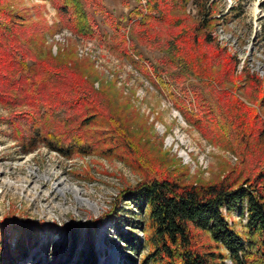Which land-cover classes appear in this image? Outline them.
<instances>
[{"label":"trees","instance_id":"trees-1","mask_svg":"<svg viewBox=\"0 0 264 264\" xmlns=\"http://www.w3.org/2000/svg\"><path fill=\"white\" fill-rule=\"evenodd\" d=\"M61 24L83 39L98 37L97 24L85 12L91 8L116 33L122 54H140L129 46L121 21L102 0H49ZM191 0H138L131 10V38L140 44L163 49L168 57L158 66L135 62L147 77L168 75L180 97L194 99L195 111L170 92L184 119L207 141L233 151L239 165L211 183L183 182L156 164L129 133V128L109 99L82 76L77 68L50 56L36 55L24 43L38 35L45 23L24 22L0 0V105L12 109L3 122L26 149L38 141L66 157L88 155L96 147L122 152L142 178L122 189L117 200L128 201L146 215V224L128 221L129 231L118 237L129 255L147 247L142 264H264V87L244 69L235 77V60L217 48L211 38L214 6L197 0V17L186 12ZM204 2V3H203ZM158 27V29H155ZM189 78L197 80L186 86ZM245 78L244 95L236 94L238 79ZM107 121L109 129L89 137L93 118ZM121 117V119H120ZM93 140V143L91 142ZM232 212L247 214L246 226L258 236L246 245L227 219ZM114 221H115V217ZM117 225L119 222H115ZM36 223L23 225L33 227ZM143 226V227H142ZM142 229L143 239L134 234ZM143 240V242H142ZM144 243V246H143ZM255 246H257L255 248ZM225 251V254L221 251ZM6 252V254H4ZM10 244L2 242L0 263L8 264ZM81 264H97L94 244H89Z\"/></svg>","mask_w":264,"mask_h":264},{"label":"rangeland","instance_id":"rangeland-1","mask_svg":"<svg viewBox=\"0 0 264 264\" xmlns=\"http://www.w3.org/2000/svg\"><path fill=\"white\" fill-rule=\"evenodd\" d=\"M139 1L145 7V0ZM102 2L121 21V32L126 34L129 46L138 50L139 60L131 52H119L116 33L91 8H85V12L96 22L98 37L83 39L61 24L49 0H4L24 22L44 21L41 33L30 35L24 43L40 57L50 56L77 68L105 100L109 99L117 111L114 114L122 116L129 133L156 164L171 170L183 182L220 180L239 165V157L205 140L184 119L171 99L170 92L180 96L176 83L168 75L163 74L161 80L150 79L135 65L140 62L155 67L168 57L163 49L131 38V10L138 0ZM196 2L191 0L186 8L194 17L199 8ZM204 2L205 8L210 3L215 8L210 38L235 60L234 76H240L245 69L264 87V0ZM64 31L71 35L56 37ZM193 82L197 80L189 78L185 84ZM237 84L240 85L237 96L254 107L244 95L248 86L245 78L238 79ZM190 94L180 98L193 113L195 105ZM11 110L0 105V249L2 242L10 244L12 260L8 264H81L92 243L97 264H142L147 247L129 255L127 245L118 235L130 230L128 221L146 224V215L128 201L117 200L122 189L141 180L140 172L133 169L122 152L108 153L104 146L94 148L88 155L71 157L38 141L27 143L23 149L10 126L3 122ZM88 125L90 138L109 129L107 121L98 117ZM79 199L94 204L95 208L80 203ZM227 219L246 245L249 241L257 243V234L249 231L242 217L232 212ZM33 222L36 223L33 227H25ZM133 232L143 239L142 229Z\"/></svg>","mask_w":264,"mask_h":264},{"label":"built area","instance_id":"built-area-1","mask_svg":"<svg viewBox=\"0 0 264 264\" xmlns=\"http://www.w3.org/2000/svg\"><path fill=\"white\" fill-rule=\"evenodd\" d=\"M63 34H60V35H58V36H56V37H59V36H61V35H69L70 33L69 32H67V31H64V32H62ZM71 35V34H70ZM175 115L177 116V118L178 119H180V121H182L181 120V116L178 114V112H175ZM54 153V152H53ZM54 154H58L57 152H55ZM242 219L244 220V223H246L247 222V214L245 213L244 215H243V217H242ZM228 264H231V262L229 261V262H227Z\"/></svg>","mask_w":264,"mask_h":264},{"label":"bare ground","instance_id":"bare-ground-1","mask_svg":"<svg viewBox=\"0 0 264 264\" xmlns=\"http://www.w3.org/2000/svg\"><path fill=\"white\" fill-rule=\"evenodd\" d=\"M71 192H73L74 194H78V191H76L75 189H71ZM80 203H85L86 206H88L89 208H95L94 204L88 202V201H84V200H78Z\"/></svg>","mask_w":264,"mask_h":264}]
</instances>
